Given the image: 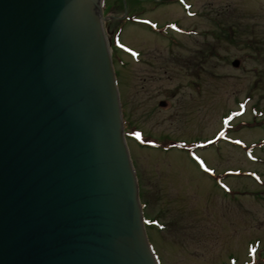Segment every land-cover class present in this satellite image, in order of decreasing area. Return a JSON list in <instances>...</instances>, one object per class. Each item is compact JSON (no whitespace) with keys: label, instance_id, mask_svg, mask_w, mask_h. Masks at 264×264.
Wrapping results in <instances>:
<instances>
[{"label":"water","instance_id":"1","mask_svg":"<svg viewBox=\"0 0 264 264\" xmlns=\"http://www.w3.org/2000/svg\"><path fill=\"white\" fill-rule=\"evenodd\" d=\"M102 5L0 0V264H159Z\"/></svg>","mask_w":264,"mask_h":264},{"label":"rangeland","instance_id":"2","mask_svg":"<svg viewBox=\"0 0 264 264\" xmlns=\"http://www.w3.org/2000/svg\"><path fill=\"white\" fill-rule=\"evenodd\" d=\"M187 4L194 16L154 12L161 25L177 18L190 32L180 36L181 46L172 44V33L140 40L148 57L165 60L169 74L152 91L136 92L132 59L116 60L110 50L121 74L118 91L143 133L168 136L163 146L186 140L197 147L187 154L126 140L151 222L146 233L159 264H264V0ZM128 29L120 41L137 42ZM104 32L108 37L105 26ZM194 77L200 91L190 86ZM159 87L170 96L168 108L153 106L164 96Z\"/></svg>","mask_w":264,"mask_h":264},{"label":"flooded vegetation","instance_id":"3","mask_svg":"<svg viewBox=\"0 0 264 264\" xmlns=\"http://www.w3.org/2000/svg\"><path fill=\"white\" fill-rule=\"evenodd\" d=\"M161 8L168 11L172 10L177 12L181 10L184 16H194V13H188V8H190V5L187 4V0H103L102 10L104 17H107V24H105V28L108 31L107 38L110 42V50L112 49L114 59L116 60L123 58V56H128L132 59V73L134 75V85L136 92L143 90H147L148 92L152 91V88H154L152 83L155 80V82L159 81L161 75L169 78L168 70L165 66V60H160L159 57H148V52H146L145 48L143 47L142 41L140 42L141 39L147 37L145 34L151 36L157 34L158 36L168 40L169 34L172 33L175 36H173L171 40L172 44L179 47L181 46L180 36H186L187 33H190L187 32L186 28L181 26L177 18L166 21L163 25H161L160 23H162V19L156 17L154 14V12L158 13V10ZM127 27H130V30L134 31L132 33L134 34V38L137 40V42L125 44L121 42L122 40L120 41V37L123 36V33L126 31ZM144 42L150 43V40L148 39V41L145 40ZM249 49H251V46ZM121 64V66H124L123 63ZM120 77V72L117 73L116 71L118 86L120 85L119 81H121L119 79ZM190 86H192L195 90L200 91L201 84L196 77L193 78V81H190ZM155 92H162L164 96H152L154 97V100L159 97L155 103H153L154 100L152 101L153 106L156 108H168L171 105V102L169 99L170 96L166 93V89H164V87H159ZM119 97L126 140L131 139L141 147L155 150H160V148H163L164 151H167L166 149H176L181 152H187V154H191L192 150L197 149V147L192 149L190 146L186 145V142L184 143L186 140H176L172 143H169L168 146H163L162 141L163 139L165 140V138L170 139L168 136L164 137L163 139H156L151 133L144 134L137 122L138 120L134 118L133 113L132 118L131 114L128 112L127 106H125L123 101V91L119 92ZM250 98L251 94L248 93V95H246V103ZM254 106L258 105L254 104ZM127 129L132 130L128 131ZM144 136L152 137L154 139L146 140ZM146 221V226L151 225L149 220Z\"/></svg>","mask_w":264,"mask_h":264},{"label":"trees","instance_id":"4","mask_svg":"<svg viewBox=\"0 0 264 264\" xmlns=\"http://www.w3.org/2000/svg\"><path fill=\"white\" fill-rule=\"evenodd\" d=\"M249 44V43H248ZM254 43L253 42H251L249 45L250 46H252ZM257 49H258V51L260 50V48L259 47H257Z\"/></svg>","mask_w":264,"mask_h":264},{"label":"bare ground","instance_id":"5","mask_svg":"<svg viewBox=\"0 0 264 264\" xmlns=\"http://www.w3.org/2000/svg\"><path fill=\"white\" fill-rule=\"evenodd\" d=\"M107 30V29H106Z\"/></svg>","mask_w":264,"mask_h":264}]
</instances>
